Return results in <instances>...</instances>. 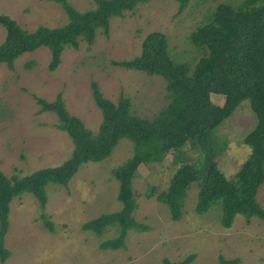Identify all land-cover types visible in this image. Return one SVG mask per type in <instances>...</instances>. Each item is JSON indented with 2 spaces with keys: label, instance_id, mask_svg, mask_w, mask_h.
<instances>
[{
  "label": "rangeland",
  "instance_id": "rangeland-1",
  "mask_svg": "<svg viewBox=\"0 0 264 264\" xmlns=\"http://www.w3.org/2000/svg\"><path fill=\"white\" fill-rule=\"evenodd\" d=\"M66 1L79 12L93 4V0ZM238 2L190 0L180 13L176 0H149L122 18H113L109 34L98 32L91 46L79 41L75 48L65 47L53 71L47 67L45 46L17 56L13 69L0 63V171L8 178L24 177L56 167L70 154L69 138L54 127L56 116L40 112L35 96L53 100L60 92L67 111L97 132L103 115L92 96L91 82L96 81L113 102L120 94L127 96L132 114L154 117L167 102L164 78L115 66L113 61L139 54L143 37L161 31L168 37L171 56L192 63L200 51L189 39L191 31L207 21L217 4ZM0 14L30 31L40 25L55 27L66 23L60 5L45 0H0ZM4 37L5 29L0 26V42ZM210 97L218 105L224 101L222 94L211 93ZM253 124L254 116L248 101L243 99L213 132L219 145L225 143L217 161L229 180L234 179L249 152L241 139ZM133 151V142L121 138L109 158L81 165L65 188L46 185L43 212L52 224V232L43 225L32 194L25 192L13 198L4 242L10 255L3 264H163L164 259L177 261L190 254L195 255L191 264H216L220 255L227 259L237 257L238 264H264L263 221L252 217L246 222L237 215L231 226L223 227L219 207L198 215L196 183L187 192L179 220H173L168 208L156 200L179 164L173 153L161 164L141 166L133 181L137 202L133 217L147 229H129L123 247L101 248V241L118 234V226H110L101 236L82 230L81 226L121 208L118 182L112 171ZM180 155L185 162H199V151L190 145L184 146ZM256 201L264 209V184L257 191Z\"/></svg>",
  "mask_w": 264,
  "mask_h": 264
},
{
  "label": "trees",
  "instance_id": "trees-1",
  "mask_svg": "<svg viewBox=\"0 0 264 264\" xmlns=\"http://www.w3.org/2000/svg\"><path fill=\"white\" fill-rule=\"evenodd\" d=\"M45 1L60 5L66 16L65 24L40 25L30 31L8 15L0 14V26L5 29V37L0 42V63L9 69H13L14 59L20 54L45 46L49 56L47 67L53 71L65 47L75 48L79 41L91 46L98 32L109 34L113 18H122L149 0H93L92 8L84 12L75 10L66 0ZM176 2L181 13L190 0ZM189 39L200 51L192 63L171 56L168 37L161 31H152L143 37L139 54L113 61L115 66L164 78L167 102L151 119L132 114L130 99L124 94L116 102L107 98L96 81L91 82L92 96L103 115L97 132L67 111L60 92L53 100L35 96L39 111L56 116L54 127L67 135L72 147L68 158L56 167L40 169L24 177L8 178L0 171L1 264L10 255L4 242L12 199L25 192L32 194L39 205L43 225L52 232V224L43 212L45 186L65 188L81 165L109 158L121 138L130 139L134 144L130 158L112 171L118 182L117 200L121 208L81 226L82 230L98 236L110 226H118V234L101 241V248L123 247L129 229H147L133 217L137 208L133 181L141 166L161 164L170 153L179 164L156 200L168 208L173 220L181 218L187 192L196 183L198 215L219 207L223 227L231 226L237 215L246 222L252 217L264 222V209L256 201L257 191L264 184V0L217 4L207 21L191 31ZM211 93L224 95L223 103L215 104ZM243 99L248 101L254 124L241 139L249 152L234 179L229 180L217 161L225 143L219 145L213 132ZM186 145L199 151L198 164L185 162L180 155ZM194 257L190 254L177 261L164 259L163 264H191ZM216 264H238V259L220 255Z\"/></svg>",
  "mask_w": 264,
  "mask_h": 264
}]
</instances>
